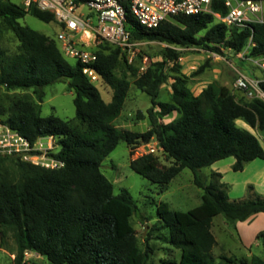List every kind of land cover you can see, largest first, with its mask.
Wrapping results in <instances>:
<instances>
[{"label": "trees", "instance_id": "16d2710c", "mask_svg": "<svg viewBox=\"0 0 264 264\" xmlns=\"http://www.w3.org/2000/svg\"><path fill=\"white\" fill-rule=\"evenodd\" d=\"M212 11L226 14L222 3L212 5ZM27 14L43 23L54 22L49 12L36 8L24 11L20 5L0 0V27L18 42L15 54L0 52V84L6 85L3 94L32 89L37 101L23 96L7 100V107L0 103V118L30 143L39 138H55L58 150L50 156L63 167L44 169L18 158L0 156V236L4 232L12 235V264H23V255L28 251L36 252L49 264H147L153 249L149 233L143 238V249L139 247L130 222L137 212L135 203L126 190L113 194V185L100 167L120 142L135 148L152 139L172 165L159 167L157 157L148 154L131 160L130 169L161 192L182 170L188 169L194 185L202 190L200 204L185 212L170 210L163 202L156 205L153 230L163 231L160 239L179 251L177 259H163L160 264H236L235 258L224 255L215 260L212 220L221 215L229 226L245 222L264 213V198L255 195L230 201L227 186L219 182L221 175L214 173L216 179L206 182L200 170L232 158L231 170L240 172L246 164L264 160V148L257 137L236 125L241 120L251 129L264 132V101H237L229 88L217 82L194 95L181 75L173 78L168 102H158L157 98L165 82L166 62L173 63V70L178 72L177 48L200 47L216 53L224 48L239 53L251 36L253 46L246 56L264 57V24L252 25L250 30L227 28L211 15L199 14L177 16L147 30L128 16L127 29L133 41L157 42L166 47L160 62L138 73L118 48L100 43L93 67L99 77L97 82L102 81L112 91L111 100L105 102L83 75L82 66L68 63L53 39L19 23ZM127 74L150 99L151 107L146 112L148 128L144 132L113 124L127 96ZM58 82H66L74 93L73 119L41 117L43 90ZM259 86L264 91V81ZM172 113L178 117L163 123ZM7 162L14 166L16 179L5 166ZM262 235L257 234V240ZM30 263L37 264L33 259ZM239 264H264V259L252 256Z\"/></svg>", "mask_w": 264, "mask_h": 264}, {"label": "rangeland", "instance_id": "374dc122", "mask_svg": "<svg viewBox=\"0 0 264 264\" xmlns=\"http://www.w3.org/2000/svg\"><path fill=\"white\" fill-rule=\"evenodd\" d=\"M10 3L20 5V0H8ZM19 23L22 26L28 27L33 31L43 34L55 41L56 34L60 30V26L55 22L43 23L38 19L32 17L30 14L20 19ZM204 32L200 33L198 37L202 36ZM134 49V56L131 65L138 71L144 72L149 66L154 63L160 62L163 57L164 48L166 45L157 42L140 41ZM92 45V44H91ZM91 48H98L100 44H95ZM18 42L12 33L0 27V52L5 55H13L17 52ZM179 58L176 63L178 64V72L174 71L173 63L166 62L164 65V72L166 74L165 82L162 85L157 101L168 102L171 93V85L173 78L181 75L186 78L187 86L194 95H198L202 89L208 84L217 82L230 89L231 93L237 101H248L240 92L233 90V82L235 74L232 67L242 71L245 75L256 76L261 75L258 67L252 65L247 61H239V59L231 58L228 56L226 50L220 49L223 59H213L209 55V51L200 47L181 48L177 50ZM126 59V58H125ZM67 62L73 64L74 61L67 59ZM128 63V62H127ZM128 65V64H127ZM232 66V67H231ZM129 81V88L125 98L120 115L115 119L113 124L120 129H125L135 132H144L148 128L147 110L151 107L149 97L141 90L137 89L133 84V77L127 74ZM94 86L100 92L102 99L105 102L111 100L112 91L102 81L94 83ZM44 97L41 103V117L53 115L61 120H69L75 117V107L73 105L74 93L68 89L66 82H58L50 84L44 88ZM27 96L32 101H37L36 94L32 89L14 90L3 94L0 91V103L7 107V100H14ZM140 115V116H139ZM178 117L177 113H172L170 116L165 117L162 122L169 123ZM4 118H0V123L4 124ZM236 125L244 128L257 137L260 145L264 148V132L257 129H251L243 121L237 120ZM53 150L49 153L58 150L57 140L52 141ZM152 144V141L148 142ZM140 146V145H139ZM142 151V150H141ZM158 160L159 167H167L172 165V160L168 159L164 154L158 153L155 155ZM138 156L134 155L133 148H129L124 142H120L117 147L101 162L100 171L113 185V194L117 195L121 190H126L135 206L137 208L136 215L130 220L132 227L137 233V240L139 247L143 249V238L150 234L149 244L153 249L150 261L147 264H160V261L167 258L177 259L179 251L171 249L168 245L160 239L164 236L163 231H154L153 225L157 222L156 205L163 202L167 203L170 210L174 211H188L201 202L202 190L197 188L193 183V174L190 170L184 169L177 175L169 185L162 188V192L158 186L151 184L146 179L142 178L130 169V161L136 159ZM233 160L228 158L222 160L218 165H222L228 161ZM258 163L264 161L257 160ZM9 169L10 175L16 179V172L12 163L7 162L5 165ZM206 182L214 180V172L208 168L200 170ZM246 174L234 173L231 170L225 175L228 180L244 179ZM221 182V178L219 179ZM233 191L228 196L230 201L243 200V194L239 186H235ZM260 192L261 198H264V190H257ZM143 218V219H142ZM142 219V221H141ZM224 222L221 215L215 217L213 220V227L211 231L216 238L219 248L213 249V256L217 260L220 254H225L228 257L235 258L236 264L240 260L247 262L252 256H258L264 259V235L260 239L254 240L252 233L256 230L264 231V220L255 219L252 224H255L251 231L245 233L244 242L251 246L243 248L237 244V238L233 236L232 240L223 236L221 229L217 227L218 224ZM146 227V229H145ZM229 231H232V228ZM258 231V232H259ZM145 236L143 237V234ZM264 233V232H260ZM259 234V233H258ZM255 241V242H254ZM15 254V243L12 235L9 232H4L0 236V264H12ZM33 261L37 264H49L44 258H34Z\"/></svg>", "mask_w": 264, "mask_h": 264}, {"label": "built area", "instance_id": "2783aa9c", "mask_svg": "<svg viewBox=\"0 0 264 264\" xmlns=\"http://www.w3.org/2000/svg\"><path fill=\"white\" fill-rule=\"evenodd\" d=\"M216 3L224 5L225 15L212 11V5ZM20 6L24 11L36 8L53 15L54 22L60 26L55 42L61 54L64 58L79 63L83 75L92 84L99 79L93 67L97 61L96 43H107L118 48L127 62L132 63L138 43L132 40L127 29L128 16L147 30L156 29L177 16L199 14H209L215 22L227 28L250 30L252 25L264 24V0H20ZM91 44L95 47L91 48ZM252 46L250 36L243 51L233 53L231 49H225L231 58L247 61L262 73L261 78L253 79L231 66L235 74L233 90L241 92L247 100L264 101V91L259 86L264 81V57L248 58L246 55ZM179 49L181 48L176 50ZM209 55L213 59L224 60L216 52L209 51ZM5 87L6 85L0 84V91H4ZM54 139L44 137L30 143L6 124L0 123V156L18 158L32 166L57 170L63 164L50 156ZM151 141L152 144H141L133 148L134 155L141 157L162 153L156 140ZM38 257L41 256L36 252H25L23 264H31L30 260Z\"/></svg>", "mask_w": 264, "mask_h": 264}, {"label": "crops", "instance_id": "0c3cea01", "mask_svg": "<svg viewBox=\"0 0 264 264\" xmlns=\"http://www.w3.org/2000/svg\"><path fill=\"white\" fill-rule=\"evenodd\" d=\"M261 77H262V73L260 76H256L254 74H252L250 76V78H253V79L261 78ZM235 92H238V91H235ZM241 95H242V93H241ZM262 161H264V160H262ZM221 162H222V160L219 162H216L215 164H213L208 169L214 173H218L221 175V182L227 186L228 196L233 191L232 189L238 185L240 188V191L243 194V198H244L243 200L248 199L250 197H253L255 195L261 197L260 192L258 193L257 190H259V189L264 190V162L258 163L257 160H255V161H252V162L246 164L242 171L234 172V173L246 174L247 177H245L244 179H240V180H238V179L234 180L233 179L231 181L226 179L225 175L229 172V170H231V167L234 163V160L228 161L222 165H218ZM238 201H241V200H238ZM257 218L259 220H264V213H258L256 215L252 216L251 218H249L248 220H246L245 222L237 223L235 226H229V225L225 224V222H222V223L218 224L217 227L219 229H221V233L223 236L225 235L227 238H229L231 240L234 236L238 240L237 244L241 245L243 248H247V247L251 246V243L246 244L244 242V239H245L244 235H245V233H248L249 231H251V228H253L255 225V224H252V222ZM214 219L215 218H213V220ZM213 220H212L211 228L213 227ZM228 228H232L231 229L232 231H229L230 229H228ZM258 231L259 230H256L253 233L251 231L252 237H254L255 241L257 240V238H256L257 234L260 232H264V231H259V232ZM215 241H216V238H215ZM215 247L219 248L217 242H216V245L213 247V249ZM212 252H213V250H212ZM220 255L226 256L223 253Z\"/></svg>", "mask_w": 264, "mask_h": 264}, {"label": "water", "instance_id": "95a60500", "mask_svg": "<svg viewBox=\"0 0 264 264\" xmlns=\"http://www.w3.org/2000/svg\"><path fill=\"white\" fill-rule=\"evenodd\" d=\"M145 229H146V227H145ZM145 236V233L143 234V237Z\"/></svg>", "mask_w": 264, "mask_h": 264}]
</instances>
